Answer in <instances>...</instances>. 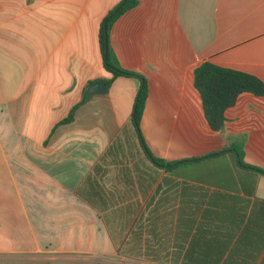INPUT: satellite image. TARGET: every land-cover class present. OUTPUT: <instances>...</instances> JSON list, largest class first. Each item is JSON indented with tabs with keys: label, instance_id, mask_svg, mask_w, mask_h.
I'll list each match as a JSON object with an SVG mask.
<instances>
[{
	"label": "crops",
	"instance_id": "0c3cea01",
	"mask_svg": "<svg viewBox=\"0 0 264 264\" xmlns=\"http://www.w3.org/2000/svg\"><path fill=\"white\" fill-rule=\"evenodd\" d=\"M121 2L0 0V264H178L172 186L194 183L146 159L131 123L139 82L106 84L98 34ZM109 45L146 80L139 130L153 156L244 138V163L264 169V96L239 95L212 132L193 85L203 62L264 83V0H137ZM238 195L264 200V176Z\"/></svg>",
	"mask_w": 264,
	"mask_h": 264
},
{
	"label": "trees",
	"instance_id": "16d2710c",
	"mask_svg": "<svg viewBox=\"0 0 264 264\" xmlns=\"http://www.w3.org/2000/svg\"><path fill=\"white\" fill-rule=\"evenodd\" d=\"M137 0H122L119 7L104 18L98 34L103 68L116 77L139 82L133 104L131 123L146 159L167 174L194 183H174L172 190L179 211L173 225L174 259L178 264H264V200L252 197L255 175L264 176V169L244 163V138L232 142L212 154L166 162L147 149L139 130L148 87L145 78L120 67L109 45V30L124 12L135 7ZM193 85L199 94L204 119L212 132H221L224 113L234 106L239 95L264 96V83L258 78L203 62L193 71ZM73 107L62 123L72 120ZM228 155L233 173L223 157ZM217 160L206 167V163ZM222 160V161H221ZM181 185V186H180ZM210 187L223 189L210 191ZM236 193V194H230Z\"/></svg>",
	"mask_w": 264,
	"mask_h": 264
},
{
	"label": "water",
	"instance_id": "95a60500",
	"mask_svg": "<svg viewBox=\"0 0 264 264\" xmlns=\"http://www.w3.org/2000/svg\"><path fill=\"white\" fill-rule=\"evenodd\" d=\"M101 89L103 90V85L102 84L96 86V90L97 91H101Z\"/></svg>",
	"mask_w": 264,
	"mask_h": 264
},
{
	"label": "rangeland",
	"instance_id": "374dc122",
	"mask_svg": "<svg viewBox=\"0 0 264 264\" xmlns=\"http://www.w3.org/2000/svg\"><path fill=\"white\" fill-rule=\"evenodd\" d=\"M160 174V173H159Z\"/></svg>",
	"mask_w": 264,
	"mask_h": 264
}]
</instances>
